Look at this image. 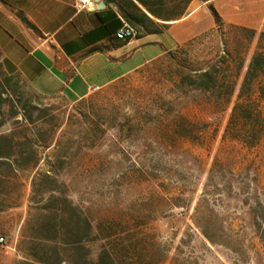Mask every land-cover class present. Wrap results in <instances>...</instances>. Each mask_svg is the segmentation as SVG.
<instances>
[{
    "label": "rangeland",
    "instance_id": "1",
    "mask_svg": "<svg viewBox=\"0 0 264 264\" xmlns=\"http://www.w3.org/2000/svg\"><path fill=\"white\" fill-rule=\"evenodd\" d=\"M231 6L232 0L209 4L206 16L196 18L198 33L178 32L171 55L80 100L21 87L24 100L42 109L46 136L53 137L38 169L50 161L75 205L95 221L118 223L125 236L144 235L164 264H264V135L246 145L230 123L263 31L248 43L229 21ZM211 7L221 11L219 23ZM150 38L173 44L167 36ZM221 60L235 81L229 98L191 86ZM31 175L22 174L18 206L0 212V264L23 259Z\"/></svg>",
    "mask_w": 264,
    "mask_h": 264
},
{
    "label": "trees",
    "instance_id": "2",
    "mask_svg": "<svg viewBox=\"0 0 264 264\" xmlns=\"http://www.w3.org/2000/svg\"><path fill=\"white\" fill-rule=\"evenodd\" d=\"M105 1L117 6L137 36L162 34L171 22L186 15L193 0ZM210 9L219 23L218 14ZM236 28L247 36L248 43L256 34L253 29ZM222 63L198 73L191 86L229 98L235 81H230ZM242 68L239 64L237 76ZM25 84L22 78L7 75L0 68V212L18 206L25 186L22 174H32L28 215L20 240L24 256L17 264H164L158 249H147L144 235L136 232L125 236L124 231H117L118 223L106 217L95 221L87 209L75 205L50 161L46 169H38L53 137L46 136L42 109L32 100H24ZM9 122L10 127L3 130ZM230 123H234L236 138L246 145L256 146L264 135V32L259 34L243 76ZM204 236L211 241L207 234Z\"/></svg>",
    "mask_w": 264,
    "mask_h": 264
},
{
    "label": "crops",
    "instance_id": "3",
    "mask_svg": "<svg viewBox=\"0 0 264 264\" xmlns=\"http://www.w3.org/2000/svg\"><path fill=\"white\" fill-rule=\"evenodd\" d=\"M75 1L0 0L1 70L41 94H64L77 101L91 88L103 89L174 50L181 30L186 38L195 36L197 16H206L208 5L218 0H202L200 5L193 0L186 15L162 34L138 33L126 41L115 38L126 23L117 6L101 0L104 8L77 11ZM263 11L264 0H232L227 16L232 25L264 32ZM216 13L221 16L218 8ZM161 35L173 44L165 47L150 38Z\"/></svg>",
    "mask_w": 264,
    "mask_h": 264
},
{
    "label": "built area",
    "instance_id": "4",
    "mask_svg": "<svg viewBox=\"0 0 264 264\" xmlns=\"http://www.w3.org/2000/svg\"><path fill=\"white\" fill-rule=\"evenodd\" d=\"M74 6L77 11H93L97 8V3L95 0H76ZM135 36L136 31L127 23L123 24V26L115 33V38L119 41L130 40ZM98 90L99 88L93 87L90 89V93H95ZM3 242L4 238L0 237V244H3Z\"/></svg>",
    "mask_w": 264,
    "mask_h": 264
},
{
    "label": "water",
    "instance_id": "5",
    "mask_svg": "<svg viewBox=\"0 0 264 264\" xmlns=\"http://www.w3.org/2000/svg\"><path fill=\"white\" fill-rule=\"evenodd\" d=\"M95 1L97 3V9H101V8L105 7V4L103 1H101V0H95Z\"/></svg>",
    "mask_w": 264,
    "mask_h": 264
}]
</instances>
